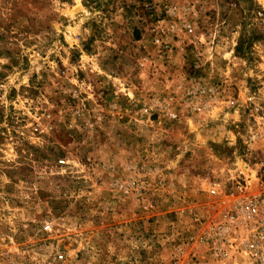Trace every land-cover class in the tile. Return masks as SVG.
Returning a JSON list of instances; mask_svg holds the SVG:
<instances>
[{"label":"rangeland","instance_id":"rangeland-1","mask_svg":"<svg viewBox=\"0 0 264 264\" xmlns=\"http://www.w3.org/2000/svg\"><path fill=\"white\" fill-rule=\"evenodd\" d=\"M263 68L264 0H0V264H247L203 189Z\"/></svg>","mask_w":264,"mask_h":264},{"label":"built area","instance_id":"built-area-1","mask_svg":"<svg viewBox=\"0 0 264 264\" xmlns=\"http://www.w3.org/2000/svg\"><path fill=\"white\" fill-rule=\"evenodd\" d=\"M219 94L218 88L213 89L207 96L210 104L203 103L197 111L215 108ZM225 98L222 103L226 115L235 117V128H242L238 134L242 155L228 168L225 183L215 179L204 181L203 191L219 200L220 209L200 240H212L221 258L239 256L247 264H264V68L249 77L244 92L229 91ZM59 164L64 161L59 160ZM117 187L123 195H132L137 192V181L130 179Z\"/></svg>","mask_w":264,"mask_h":264}]
</instances>
